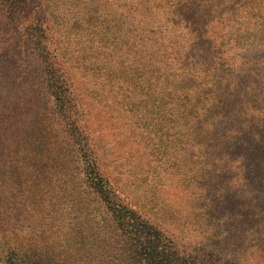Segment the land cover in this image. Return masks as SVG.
I'll return each instance as SVG.
<instances>
[{"label": "rangeland", "instance_id": "rangeland-1", "mask_svg": "<svg viewBox=\"0 0 264 264\" xmlns=\"http://www.w3.org/2000/svg\"><path fill=\"white\" fill-rule=\"evenodd\" d=\"M18 1L15 28L0 4V264H87L76 142L186 264H264V0Z\"/></svg>", "mask_w": 264, "mask_h": 264}, {"label": "trees", "instance_id": "trees-1", "mask_svg": "<svg viewBox=\"0 0 264 264\" xmlns=\"http://www.w3.org/2000/svg\"><path fill=\"white\" fill-rule=\"evenodd\" d=\"M0 4L7 12L9 23L15 28L16 12H20L19 1L0 0ZM35 22L39 24V17ZM40 25L42 26L38 31L30 29L25 40L31 42L30 49L34 51H28V56L33 55L44 60L48 51L41 47V40L49 39V30L43 22H40ZM41 71V86L44 87L45 93L52 99L60 100L63 92H68L67 84L61 77L63 75L55 76L47 68H41ZM1 132L7 135V126L0 125V134ZM11 145L0 140V168L9 164L6 158ZM83 147L81 142H76L71 147L78 176L76 186L71 184L69 194L73 193L74 187L77 196L88 198L84 207L87 215V220L84 221L87 234L84 238L89 243L87 264H93L92 257L95 259L94 264H186L184 257L179 256L173 248L170 238L121 202L109 180L99 172L95 158H84L82 151L89 149L84 150ZM90 151L91 155L93 151ZM78 229L77 233H80ZM18 251L22 252L21 248ZM38 255L41 256L40 253ZM39 259L37 256L31 261L35 263Z\"/></svg>", "mask_w": 264, "mask_h": 264}]
</instances>
